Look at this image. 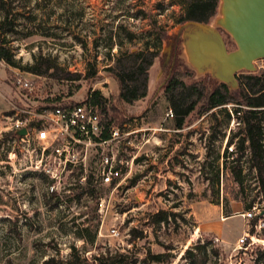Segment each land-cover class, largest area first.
<instances>
[{"label": "rangeland", "instance_id": "1", "mask_svg": "<svg viewBox=\"0 0 264 264\" xmlns=\"http://www.w3.org/2000/svg\"><path fill=\"white\" fill-rule=\"evenodd\" d=\"M187 1L12 0L18 30L8 38L13 39L9 44L19 63L14 66L0 59V264H6L7 259L16 264H29L31 258L40 262L56 251L67 256L72 244L83 248L85 243L76 234L77 225L96 223L97 244L131 247L140 258L148 248L163 252L165 245L172 243V264H180L186 248L201 239L212 240L220 249L219 263L212 258L210 264H264V228H255L253 245L240 248L239 244L252 229L253 219L242 215L247 210L246 201L255 199L254 204L264 208L255 170L248 168L247 155L242 157L244 182L239 184L231 168L224 165L227 140L238 129L234 115L229 125L225 124L226 111H232L235 104L217 107L202 116L193 113L183 129L174 128L173 118L167 115L170 104L162 88L171 71L181 73L188 84L216 80L209 74L198 75L186 62L181 38L174 50L169 44L178 36V19ZM219 4L208 22L219 14ZM160 30L165 31L161 41ZM221 30L229 49H234L231 36ZM128 33L134 34L132 40ZM156 42L159 56L152 68L149 95L130 105L120 104L117 82L105 70L110 64L108 51L153 48ZM172 50L173 58L165 63ZM39 53L56 57L60 67L79 78L59 80L25 70L23 67L32 64ZM95 58L97 63H88ZM255 65V72L264 71V59ZM93 68L97 75L88 77ZM245 72L249 71L238 72L237 78ZM18 77L33 80L35 89L29 92L21 87ZM90 90H100L112 101L107 108L111 124H118L117 118L125 113L133 116L126 123L134 128L165 130L144 132L150 140L140 152L134 147L125 149V158L133 154L137 157L118 187L93 181L94 195L85 193L79 198V193L88 189L78 173L95 172L97 153L90 149L85 169L74 167V173L68 172L61 183L55 184L61 203L56 205L58 199L49 190L50 178L38 168L39 145L31 138L12 139L5 133L16 112L22 113L20 109L38 111L62 101L80 102ZM142 138L140 133L134 142ZM232 156L228 166L237 157L236 153ZM216 158L219 183L211 166ZM160 209L176 213L175 218L170 216L168 223L154 224L152 214ZM132 227L143 230L144 237L129 242Z\"/></svg>", "mask_w": 264, "mask_h": 264}, {"label": "trees", "instance_id": "2", "mask_svg": "<svg viewBox=\"0 0 264 264\" xmlns=\"http://www.w3.org/2000/svg\"><path fill=\"white\" fill-rule=\"evenodd\" d=\"M183 4L185 12L178 19V23L191 19L209 21L217 12L219 0H188ZM0 12V59L10 65L18 66L19 61L16 59L9 44L13 39L8 38V34L17 33L18 30L17 14L12 6V0H0ZM158 35L161 41L165 37V31L160 30ZM133 37V33H128L129 39L132 40ZM156 45H158L157 42L153 48L147 46L126 51H108L107 59H109V62L107 63L110 64L105 67V70L117 82V100L120 104L130 105L149 95L152 83V68L159 56V48ZM31 63L23 68L36 75L52 76L59 80L79 78L77 75H73L60 67L57 64L59 63L57 58L52 55L39 53L34 56V61ZM88 63H97V58ZM96 75L97 71L93 68L88 77ZM239 81L240 86L234 90H230L227 84L217 80H212L214 85L207 82H191L188 84L181 78V73L171 71L162 91L164 90L170 108L174 112L173 125L176 129L185 128L190 123V117L193 113L202 116L217 107L229 103L235 104L232 111H226L225 124L229 125L233 115L240 123L238 124V129L233 131L227 140L226 151L223 156L224 165L227 168H231L236 182L242 184L244 182L242 157L247 155L248 168L255 170L257 185L264 197V71L242 73ZM83 101L99 105L100 110L105 112V117H102L105 124L103 135H106L108 126L112 122V119L108 116L107 108L110 103L112 104V101L105 97L100 90H90ZM76 102L71 100L64 103L72 104ZM213 116L217 118V114L214 112ZM132 117L123 113L122 117L117 118V122L119 125H123L129 122ZM5 135L12 139L19 137L16 130L8 131ZM224 135L225 132L220 138L222 139ZM231 144H235L234 152H229L228 146ZM234 153H236L237 157H234L231 165L228 166V160L233 157ZM218 157H220V154L217 155ZM217 158L214 159V163L211 166L216 171L215 179L219 183L220 164H215ZM81 173L82 171L80 170L78 175ZM93 181V174L87 173L86 187L88 192L87 190L81 191L78 195L79 198L85 193L94 195L96 189L93 186ZM50 194L58 199L56 205H60L59 193L53 191ZM255 202V199H251L249 202L246 201L245 206L249 209ZM97 208L95 207V210ZM97 216L98 213H96L95 217ZM170 216L175 218L176 213L160 209L152 214V220L154 224L168 223ZM77 230V236L85 241L83 248L72 244L67 256H61L59 251H56L48 254L40 262L31 258L29 264H172L174 257L171 252L174 248L172 243L166 244L163 252H153L151 248H148L145 256L140 258L136 250L131 247L111 248L97 244L99 223L82 227L77 225ZM143 237V230L138 227L130 229L129 242H136ZM92 249H95V251L90 255L87 254V251ZM212 258H215V263H219L220 249L212 244V240L203 241L199 239L186 248L181 255L180 264H210ZM6 264L16 263L12 259H7Z\"/></svg>", "mask_w": 264, "mask_h": 264}, {"label": "built area", "instance_id": "3", "mask_svg": "<svg viewBox=\"0 0 264 264\" xmlns=\"http://www.w3.org/2000/svg\"><path fill=\"white\" fill-rule=\"evenodd\" d=\"M18 84L32 92L35 89L34 81L18 77ZM56 103L51 107H41L38 111L22 108V113L16 112L8 130H16L25 127L27 132L19 134V139L31 138L41 149L38 159V168L50 178L49 190L57 189L56 183H61L68 172L74 173V167L85 169L86 158L90 149L97 153V162L94 181L101 185L118 187L125 179V170L134 163L137 155L125 158V149L134 147L139 152L150 140L144 132L153 130H165L162 127L134 128L127 123L123 125L110 124L106 135H103L105 124L98 105L88 101L76 103ZM167 115L174 118V112L170 108ZM239 124L240 121H237ZM142 133L143 141L134 142V137ZM229 152L235 151V144L228 146ZM143 154L148 155L146 149ZM86 175L82 172L78 177L86 183ZM242 215L252 222V229L239 240L240 248H248L256 242L255 228H264V208H258L254 204L245 210ZM113 232H116L113 229Z\"/></svg>", "mask_w": 264, "mask_h": 264}, {"label": "water", "instance_id": "4", "mask_svg": "<svg viewBox=\"0 0 264 264\" xmlns=\"http://www.w3.org/2000/svg\"><path fill=\"white\" fill-rule=\"evenodd\" d=\"M219 14L213 22L187 20L178 23L186 62L198 75L209 74L230 90L237 89V74L255 72V62L264 59V0H219ZM235 43L229 49L222 30ZM18 134L27 132L25 127Z\"/></svg>", "mask_w": 264, "mask_h": 264}, {"label": "flooded vegetation", "instance_id": "5", "mask_svg": "<svg viewBox=\"0 0 264 264\" xmlns=\"http://www.w3.org/2000/svg\"><path fill=\"white\" fill-rule=\"evenodd\" d=\"M178 42H179V37L178 36L176 38H172V39L169 40V44L172 46L173 50L178 45ZM173 50L171 51V53L168 54V58H166L165 63H167L168 59H172L173 58Z\"/></svg>", "mask_w": 264, "mask_h": 264}]
</instances>
